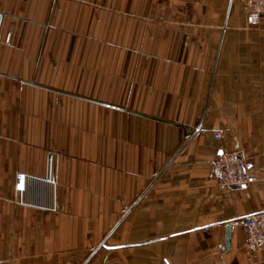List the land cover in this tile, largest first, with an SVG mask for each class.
Instances as JSON below:
<instances>
[{"label":"crops","instance_id":"crops-1","mask_svg":"<svg viewBox=\"0 0 264 264\" xmlns=\"http://www.w3.org/2000/svg\"><path fill=\"white\" fill-rule=\"evenodd\" d=\"M224 151L250 183L217 184ZM50 155L57 211L16 202V175L45 178ZM262 209L264 17L0 0V264H264L244 228Z\"/></svg>","mask_w":264,"mask_h":264},{"label":"built area","instance_id":"built-area-1","mask_svg":"<svg viewBox=\"0 0 264 264\" xmlns=\"http://www.w3.org/2000/svg\"><path fill=\"white\" fill-rule=\"evenodd\" d=\"M242 8L251 25H259L264 17V0H242ZM11 34L6 36L9 42ZM216 139L222 138L221 132L215 133ZM53 156L50 155L48 162V174L45 178L36 177L26 173L16 175L15 188L18 193L16 202L34 206L48 211H57L58 205L55 197V177L52 168ZM218 170L216 177L217 184L222 187L247 185L251 182V177L247 169V157L242 151H224L218 157L215 164ZM35 185V189L30 192V185ZM46 184V190L39 185ZM245 235L247 245L251 250H264V209L250 214L246 217ZM163 264H172L169 258H163Z\"/></svg>","mask_w":264,"mask_h":264},{"label":"rangeland","instance_id":"rangeland-1","mask_svg":"<svg viewBox=\"0 0 264 264\" xmlns=\"http://www.w3.org/2000/svg\"><path fill=\"white\" fill-rule=\"evenodd\" d=\"M243 14H244V12H243ZM245 15V14H244Z\"/></svg>","mask_w":264,"mask_h":264}]
</instances>
